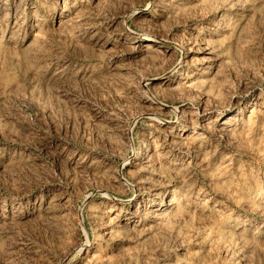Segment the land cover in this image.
<instances>
[{
	"label": "rangeland",
	"instance_id": "1",
	"mask_svg": "<svg viewBox=\"0 0 264 264\" xmlns=\"http://www.w3.org/2000/svg\"><path fill=\"white\" fill-rule=\"evenodd\" d=\"M0 264H264V0H0Z\"/></svg>",
	"mask_w": 264,
	"mask_h": 264
},
{
	"label": "bare ground",
	"instance_id": "2",
	"mask_svg": "<svg viewBox=\"0 0 264 264\" xmlns=\"http://www.w3.org/2000/svg\"><path fill=\"white\" fill-rule=\"evenodd\" d=\"M123 25L124 26H126V28L124 27V29H126L128 32V34L130 35V37H128V40H130V41H133L132 40V36L131 35H133L134 33L127 27V24L126 23H123ZM148 38H151L150 37V35L149 36H147ZM135 38V37H134ZM133 38V39H134ZM153 38V37H152ZM145 42H147V43H145V44H142V49H143V51H145V52H150V51H153V50H155L156 48H155V45L153 44V40H151V39H149V40H147V41H145ZM203 72H204V70H203ZM198 82H202L201 80H196V81H194V84H196V83H198ZM192 84V83H191ZM151 96V98H150V100L153 102V103H158V104H161V105H165V104H163V103H160V102H158L157 100H156V98H155V96L154 95H150ZM149 116H151V118H153L154 120H156V121H158V122H160V119H158L157 118V115H155L154 113H152L151 115H149ZM204 116H205V114H204ZM225 117V116H224ZM233 119L234 118H232V117H228V118H226V119H224L223 121H221V122H218L217 121V125H218V127H220V130L221 131H223V130H225V127L227 126V125H229V123L231 122V121H233ZM166 123H168V122H166ZM187 129H189V127L188 126H183V128L182 129H179L178 131H176L175 129H174V127H173V131L171 132V134H170V144L172 145L171 146V149H173V147L174 146H181L182 144H184L185 142H189V140L191 141V143L192 144H194L195 142H197V141H200L201 140V137H200V135L198 134H195L194 136H192V137H189L188 135H187V132H188V130ZM227 129V128H226ZM225 132V131H224ZM227 132V131H226ZM194 133H197L196 131H194ZM190 143V142H189ZM144 149H143V151L141 152V154L140 155H138V156H136L135 158L137 159V160H140V161H145V162H150V159H151V157H152V150H154V146L153 145H151L150 144V142H146L145 144H144ZM175 148V147H174ZM120 176H122V170H120ZM159 204L160 205H164L165 204V202L163 201V200H161L160 202H159ZM158 209H160V208H158ZM155 215H158V213H155ZM124 218H117V226L118 227H123V226H125V225H128V221L127 220H125L126 222H124ZM136 225H139V223H135V224H133L132 226H136ZM110 232V231H109ZM112 232V231H111ZM78 248L81 250L82 249V246H78Z\"/></svg>",
	"mask_w": 264,
	"mask_h": 264
}]
</instances>
